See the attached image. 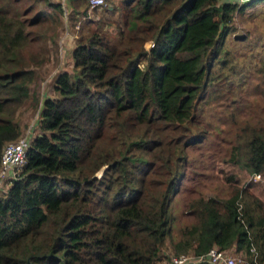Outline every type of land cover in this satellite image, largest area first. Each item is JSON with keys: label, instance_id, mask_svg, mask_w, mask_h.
<instances>
[{"label": "trees", "instance_id": "16d2710c", "mask_svg": "<svg viewBox=\"0 0 264 264\" xmlns=\"http://www.w3.org/2000/svg\"><path fill=\"white\" fill-rule=\"evenodd\" d=\"M26 1L29 8L42 2L57 15L64 11L60 1ZM65 1L78 11L82 0ZM135 2L141 16L168 11L159 24L138 23L151 33V45L123 48L128 56L118 64L103 30L80 36L71 51L72 71L55 76L57 96L41 103L26 162L0 191V264H156L169 257L166 248L200 256L214 246L264 264V251L258 250L256 262L253 217L242 214L238 193L199 201L194 223L184 225L179 238L170 215L182 169L190 164L182 145L176 152L171 146L179 137L186 147L202 143L195 115L204 109L213 68L227 63L231 20L264 0ZM12 8L10 0H0V154L21 134L16 108L30 96L34 79L20 60L25 19ZM159 128L172 130L164 141L169 158L150 155ZM244 161L251 172L263 173L264 132L249 139ZM104 164L103 174L94 176ZM260 230L264 234V221Z\"/></svg>", "mask_w": 264, "mask_h": 264}, {"label": "rangeland", "instance_id": "374dc122", "mask_svg": "<svg viewBox=\"0 0 264 264\" xmlns=\"http://www.w3.org/2000/svg\"><path fill=\"white\" fill-rule=\"evenodd\" d=\"M52 1L61 2L64 11L60 15L42 2H36L37 5L33 4V8H29L32 5L26 0H10V6L13 7L11 11L18 9V16L25 19L26 23V36L21 45L19 59L25 69H32L34 72L31 94L16 108L15 116L24 132L31 125L30 130L34 134L39 132L33 123L38 118L41 103L46 97L57 96L53 90L55 76L64 70L72 71L71 46L75 45L80 36L94 30H103L101 32L111 43L109 46L114 62L123 64L128 56L121 53L123 48L129 49L128 46L138 44L134 47L135 50L141 45L146 48L151 45V33L142 28L137 29L138 23L159 24L163 15L168 13L162 8L161 13L150 10L141 16L135 0L129 4L123 0H106L98 9H89L86 1L82 0L79 1L78 11L70 10L64 0ZM174 5L173 1L166 7L169 9ZM263 8L264 3L244 7L243 10L236 11L231 20V31L224 47L227 50V63L224 67L219 65L213 68V85L206 95L204 109L201 111L200 108L195 115L200 120L197 131L204 135L202 143L186 147L183 139L179 137L175 139V146H171L172 151L176 152L182 145L190 163L187 168L182 169L183 176L170 202L171 226L176 237L181 236L180 229L184 225L194 223V207L199 201H210V198L223 201L238 193L242 214L246 215V219L253 217L250 232L254 239L253 251L257 254V263L261 258L258 250L261 253L264 251V234L261 230L258 231L264 221V171L259 176L251 172L244 165V155L246 144L253 134L264 132ZM36 15L38 18H35ZM56 17H59V21ZM140 67H143V63ZM158 130L160 140L150 150V155H165L161 159L169 158V150L164 141L167 136H171L172 130ZM105 167L106 164L101 165L93 175L100 177ZM159 179L160 183H165L167 173ZM9 181L7 179L3 182L0 191L7 189ZM171 249L166 248L168 256L174 255ZM227 252L235 258L236 264H250L241 253L231 250Z\"/></svg>", "mask_w": 264, "mask_h": 264}, {"label": "built area", "instance_id": "2783aa9c", "mask_svg": "<svg viewBox=\"0 0 264 264\" xmlns=\"http://www.w3.org/2000/svg\"><path fill=\"white\" fill-rule=\"evenodd\" d=\"M229 1L240 4L248 0ZM86 2H88L89 9H94L95 7L98 9L106 3L105 0H86ZM76 27L78 28L79 26L76 25ZM66 32L69 33L68 31ZM29 141L30 139L27 134H20L16 139L8 140L4 143L0 154V189L4 181L16 178L25 164L26 149ZM256 174L259 176V173ZM202 262H207L208 264H236L235 258L232 255L226 250L219 249L215 246L211 247L205 255L194 256L184 253L171 255L169 256L168 264H200Z\"/></svg>", "mask_w": 264, "mask_h": 264}, {"label": "crops", "instance_id": "0c3cea01", "mask_svg": "<svg viewBox=\"0 0 264 264\" xmlns=\"http://www.w3.org/2000/svg\"><path fill=\"white\" fill-rule=\"evenodd\" d=\"M72 48L73 47L71 46V51H72ZM33 125H35V123H33ZM26 129H28V130H25V132H24L22 127H21V132L22 133L24 132V134H27L29 139L32 138L35 134H34V132L32 130H30V129H32L31 125H28ZM168 263H169V257L168 258H164V259H160V260H158L156 262V264H168Z\"/></svg>", "mask_w": 264, "mask_h": 264}]
</instances>
